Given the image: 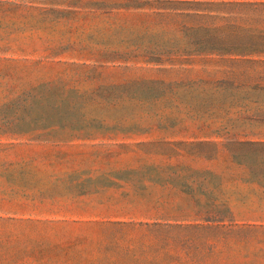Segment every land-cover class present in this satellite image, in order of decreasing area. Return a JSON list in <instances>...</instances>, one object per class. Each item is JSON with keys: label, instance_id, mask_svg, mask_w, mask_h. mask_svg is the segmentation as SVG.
Segmentation results:
<instances>
[{"label": "rangeland", "instance_id": "1", "mask_svg": "<svg viewBox=\"0 0 264 264\" xmlns=\"http://www.w3.org/2000/svg\"><path fill=\"white\" fill-rule=\"evenodd\" d=\"M0 264H264V0H0Z\"/></svg>", "mask_w": 264, "mask_h": 264}]
</instances>
